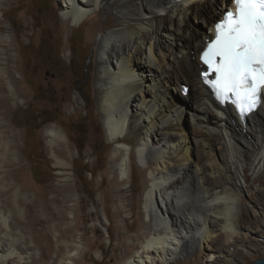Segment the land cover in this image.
<instances>
[{"label":"bare ground","instance_id":"bare-ground-1","mask_svg":"<svg viewBox=\"0 0 264 264\" xmlns=\"http://www.w3.org/2000/svg\"><path fill=\"white\" fill-rule=\"evenodd\" d=\"M60 1L64 30L80 28L93 12L117 11L113 29L101 33L97 43L96 107L108 138L121 144L113 154L115 173L132 181V161L137 159L143 166L141 207L149 230L138 250L122 264H171L191 253H196V260L205 258L207 264H236L235 253L225 247L242 234L239 219L249 174H258L255 183H264L260 175L264 172V101L242 121L231 105L213 99L200 78L204 68L199 61L209 31L231 0ZM10 39L0 36V45L6 46L0 47V55L7 52L6 59L0 58V81L8 79L13 90L17 82L10 69ZM183 86L189 87L188 96L183 95ZM0 90H5L4 82ZM77 96L76 101L85 102ZM13 97L5 96L3 103L9 104ZM3 115L0 112V264H46L43 254L38 257L36 246L32 247L44 239L61 254L59 264L71 247L68 257H80L84 246L81 237L74 238V227L63 226L55 243L46 225L56 222V215L36 217L31 203L23 219L21 202L26 199H19L16 188L4 197L8 193L4 163L8 156L13 161L17 156L7 141L14 136L13 129L2 122ZM47 137L57 164L66 171L74 167L68 159L73 154L65 129L49 127ZM126 138L132 144L124 142ZM256 196L264 222V191ZM43 207L50 214V207ZM24 224L33 232L30 237L21 227Z\"/></svg>","mask_w":264,"mask_h":264},{"label":"rangeland","instance_id":"rangeland-1","mask_svg":"<svg viewBox=\"0 0 264 264\" xmlns=\"http://www.w3.org/2000/svg\"><path fill=\"white\" fill-rule=\"evenodd\" d=\"M116 14L112 8L93 12L80 28L70 31L64 30L60 0H0V36L11 38L10 69L17 82L12 90L5 79V90H0V112L4 114L1 119L13 129L14 136L7 137V141L17 156L15 161L8 156L4 163L8 187L4 197H10L11 189L16 188L19 199H26L21 202L23 219L31 203L36 217L56 215V222L46 225L55 243L63 226L75 228L74 238L81 237L84 249L74 260L68 257L72 247L65 251L63 264H122L138 250L139 241L149 231L141 207L145 190L140 177L143 166L137 159L132 161V181H124L115 173L117 161L113 154L121 144L108 138L96 107L97 43L101 33L113 29ZM6 53L0 58L6 59ZM2 64L7 66L5 60ZM12 94L6 106L3 98ZM77 94L85 102L76 101ZM54 125L63 127L70 137L73 157L68 159L74 167L68 171L57 164L47 137V129ZM123 141L132 144L130 138ZM257 175L249 174L239 219L242 234L225 247L235 253L236 264H254L264 258V222L256 196L257 191H264V183H255ZM260 175L264 182V172ZM44 205L50 207V214ZM64 216L65 222L56 228ZM24 226L21 227L30 237V226ZM35 242L32 247L36 246L38 257L43 254L46 264L60 263L62 256L55 246L48 247L46 239ZM194 257L196 253H191L171 264H207L205 258Z\"/></svg>","mask_w":264,"mask_h":264},{"label":"snow or ice","instance_id":"snow-or-ice-1","mask_svg":"<svg viewBox=\"0 0 264 264\" xmlns=\"http://www.w3.org/2000/svg\"><path fill=\"white\" fill-rule=\"evenodd\" d=\"M215 25L201 59L216 74L214 87L221 98L234 97L241 113L261 104L264 91V0H231Z\"/></svg>","mask_w":264,"mask_h":264},{"label":"water","instance_id":"water-1","mask_svg":"<svg viewBox=\"0 0 264 264\" xmlns=\"http://www.w3.org/2000/svg\"><path fill=\"white\" fill-rule=\"evenodd\" d=\"M254 264H264V258H260L254 262Z\"/></svg>","mask_w":264,"mask_h":264}]
</instances>
